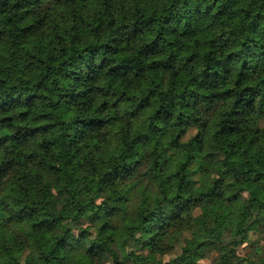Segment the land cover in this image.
<instances>
[{"label":"trees","instance_id":"16d2710c","mask_svg":"<svg viewBox=\"0 0 264 264\" xmlns=\"http://www.w3.org/2000/svg\"><path fill=\"white\" fill-rule=\"evenodd\" d=\"M0 264H264V0H0Z\"/></svg>","mask_w":264,"mask_h":264},{"label":"rangeland","instance_id":"374dc122","mask_svg":"<svg viewBox=\"0 0 264 264\" xmlns=\"http://www.w3.org/2000/svg\"><path fill=\"white\" fill-rule=\"evenodd\" d=\"M253 149H251V151H252ZM253 236L251 235V238H252ZM250 249H248V246H247V243H243L242 245H240V247H239V249H238V252L240 253V254H244V253H246V251H249ZM201 262H204V263H207L208 261H209V258H208V256H204L201 260H200Z\"/></svg>","mask_w":264,"mask_h":264}]
</instances>
